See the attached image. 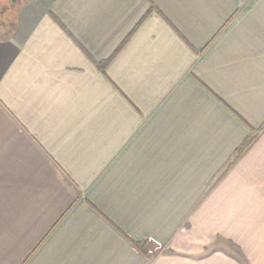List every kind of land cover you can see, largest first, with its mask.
Instances as JSON below:
<instances>
[{
	"label": "crops",
	"instance_id": "obj_1",
	"mask_svg": "<svg viewBox=\"0 0 264 264\" xmlns=\"http://www.w3.org/2000/svg\"><path fill=\"white\" fill-rule=\"evenodd\" d=\"M9 33L0 264H264V0H25Z\"/></svg>",
	"mask_w": 264,
	"mask_h": 264
},
{
	"label": "rangeland",
	"instance_id": "obj_2",
	"mask_svg": "<svg viewBox=\"0 0 264 264\" xmlns=\"http://www.w3.org/2000/svg\"><path fill=\"white\" fill-rule=\"evenodd\" d=\"M25 0H0V40L9 37V29H13L15 18L20 7ZM151 248V245H147Z\"/></svg>",
	"mask_w": 264,
	"mask_h": 264
},
{
	"label": "trees",
	"instance_id": "obj_3",
	"mask_svg": "<svg viewBox=\"0 0 264 264\" xmlns=\"http://www.w3.org/2000/svg\"><path fill=\"white\" fill-rule=\"evenodd\" d=\"M58 24L62 26L61 23H58ZM12 25L14 26V24H12ZM99 68L102 69L103 67L99 66ZM256 138L257 137H255V136L248 138V140L245 143H243V145L237 150L236 157H240V155L244 154L248 150V148L252 145V143L256 141ZM147 244H148V242H144L142 244L135 245V246L138 247L141 251H143L146 254L147 249L145 246Z\"/></svg>",
	"mask_w": 264,
	"mask_h": 264
},
{
	"label": "built area",
	"instance_id": "obj_4",
	"mask_svg": "<svg viewBox=\"0 0 264 264\" xmlns=\"http://www.w3.org/2000/svg\"><path fill=\"white\" fill-rule=\"evenodd\" d=\"M242 6H245L248 4L251 0H239ZM151 245V248L147 249L148 256H155L156 254L163 251L162 244L158 243L157 241H150L149 243Z\"/></svg>",
	"mask_w": 264,
	"mask_h": 264
}]
</instances>
